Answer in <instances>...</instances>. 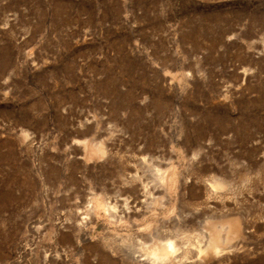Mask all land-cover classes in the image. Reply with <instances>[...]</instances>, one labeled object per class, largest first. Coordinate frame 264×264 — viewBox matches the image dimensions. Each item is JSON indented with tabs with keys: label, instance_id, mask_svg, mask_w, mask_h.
Here are the masks:
<instances>
[{
	"label": "rangeland",
	"instance_id": "1",
	"mask_svg": "<svg viewBox=\"0 0 264 264\" xmlns=\"http://www.w3.org/2000/svg\"><path fill=\"white\" fill-rule=\"evenodd\" d=\"M167 240L264 264V0H0V264Z\"/></svg>",
	"mask_w": 264,
	"mask_h": 264
},
{
	"label": "bare ground",
	"instance_id": "2",
	"mask_svg": "<svg viewBox=\"0 0 264 264\" xmlns=\"http://www.w3.org/2000/svg\"><path fill=\"white\" fill-rule=\"evenodd\" d=\"M132 175V174H131ZM135 177V175H132V177ZM131 178V177H130ZM131 179H134V178H131ZM218 179V178H217ZM212 181V180H211ZM221 181V180H220ZM220 181H215L214 183H213V186L214 187H219V186H221V182ZM212 185V184H211ZM139 187H141V185L139 186ZM145 192H146V190L145 189H141V188H139L138 189V194L140 195V196H144L145 195ZM137 200L139 199V200H141L140 199V197H138V196H136L135 197ZM134 198V199H135ZM126 200V199H125ZM127 202V201H126ZM134 202V201H133ZM92 204V203H91ZM90 205V204H89ZM105 206H107L108 208H109V203H105ZM87 207H88V204H87ZM90 208H91V206H89ZM90 208H89V211H91L90 210ZM91 213V212H90ZM227 223V222H226ZM225 223V224H226ZM224 224V223H223ZM228 225V224H227ZM228 227V226H227ZM222 229V228H221ZM227 237V236H226ZM226 241V239L225 238H222L220 235H219V233H218V230H217V232H214V233H210V235H208V238H207V240H206V243H205V245H204V248H203V252L202 253H204V252H207V253H209V252H217L218 250H219V248H220V246H221V244L223 243V242H225ZM174 249H175V245H174V243L172 242V241H165V242H162V243H160V244H158V245H156V246H154L153 248H151L149 251H148V253H142L141 255L138 253V256H137V254H136V259L137 260H140V261H142V262H146V263H148V264H155V263H159V264H161L160 262H163V259L164 258H166L167 257V255L169 254V253H172L173 251H174ZM214 252V253H215ZM219 252H221V249H220V251ZM206 253V254H207ZM130 255H131V253H129ZM133 256V258H134V254H132ZM144 255H146V256H144ZM198 255H200V253L198 254ZM198 255H196L195 257H198ZM131 257V258H132ZM195 257L192 259V260H190V259H188V261L190 260L191 262L192 261H194L195 260ZM166 260H168L167 258H166ZM166 260H165V262H166ZM197 260H199V259H196L195 261H197ZM201 260V259H200ZM181 261H183V260H181ZM189 261V262H190ZM183 262H187V260H184ZM164 263V262H163Z\"/></svg>",
	"mask_w": 264,
	"mask_h": 264
}]
</instances>
